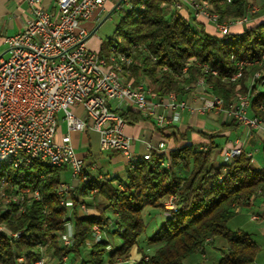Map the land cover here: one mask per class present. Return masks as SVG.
Here are the masks:
<instances>
[{
  "label": "trees",
  "instance_id": "16d2710c",
  "mask_svg": "<svg viewBox=\"0 0 264 264\" xmlns=\"http://www.w3.org/2000/svg\"><path fill=\"white\" fill-rule=\"evenodd\" d=\"M198 1L209 3L220 21L253 16L250 0ZM176 2L129 0L130 6L114 10L119 20L115 36L106 40L109 48L114 45L127 52L136 45L128 79L145 77L157 97L170 92L179 96L194 93L198 80L203 79L211 86V93L223 99L226 109L238 95H248L249 114L264 118V72L255 77L264 62V19L239 33L219 37L200 24L197 29L178 12L172 14ZM140 3L143 9L138 7ZM258 12L264 14V7ZM109 48L101 50L106 54ZM240 62L250 64L243 67L239 79L232 81ZM121 114L128 124L145 120L134 111ZM205 135L211 140L207 149L191 143L168 153L153 149L149 160L127 165L123 175H103V179L82 183L81 192L92 198H74L70 212L56 193L62 168L39 161L22 168H4L2 174L11 183L38 188L41 198L24 213L2 219L23 234L14 241L0 235V264H34L43 255L51 256L46 264L72 260L77 264H128L134 247L141 258L132 264H186L196 252L204 254L217 237L226 241L219 248L217 264H254L260 246L250 234L233 231L228 223L239 207L264 199V164L256 165L244 150L231 162L218 163L212 158L214 136ZM165 161L168 166L162 163ZM42 173L47 175L41 177ZM93 188H98L94 194L90 192ZM169 201L172 208L167 207ZM81 203L95 208L98 214H80ZM148 210L155 218H162L152 231L146 221ZM67 223L72 224L73 236L71 243L64 245L53 232L63 231ZM96 225L105 234L98 239ZM109 236L121 241L113 243ZM20 256L24 262H18Z\"/></svg>",
  "mask_w": 264,
  "mask_h": 264
},
{
  "label": "built area",
  "instance_id": "2783aa9c",
  "mask_svg": "<svg viewBox=\"0 0 264 264\" xmlns=\"http://www.w3.org/2000/svg\"><path fill=\"white\" fill-rule=\"evenodd\" d=\"M107 1L57 0L56 11L51 12L43 6L42 0H29L31 15L24 29L5 39L8 53L0 55V157L9 159V154H17L24 163L31 164L33 162H27V155H40V161L51 160L59 163L61 168L69 167L75 184L61 181L59 190L65 192V201L71 210L77 180L85 176L103 179V175L92 172L98 168L97 163H88L78 156L70 133L94 130L99 133L104 149H117L125 159L130 158L136 153L132 150L131 137L125 132L128 123L122 112H137L152 120L159 129H165L178 119L181 109L226 111L238 124L260 132L264 142L263 118L249 114L248 96L238 97V102L226 109L223 99L211 93L202 105L191 107L174 92L163 97L144 94L142 82L137 87L119 85L114 78L113 66L99 60V51L88 46L91 30L87 23ZM182 1L189 3L196 15L213 21L220 37L230 35L233 25L248 22L247 17L220 21V16L206 12L194 0H177L176 8L181 7ZM124 3L130 6L129 1ZM122 5L123 1H120L116 8H122ZM111 53L120 54V50ZM262 82L264 88V80ZM198 87L199 95L203 96L211 88L202 79ZM163 108L173 111V116H167ZM61 111L67 126L65 134L59 125L58 113ZM4 146H11V153H4ZM153 149L167 151L165 143L160 142L156 147L150 146L145 154L151 156ZM242 151L241 147L226 151L224 161L233 160ZM2 184H9L6 178L0 180V189ZM12 185L25 192H35L36 200H40L33 186ZM79 210L88 213L85 203L80 204ZM94 231L95 236L100 235L98 226H94ZM0 232H8L13 239L18 238L22 230L5 231L0 226ZM66 241L69 245L72 237H66ZM50 259L51 256L44 255L41 264ZM18 262L21 263V256Z\"/></svg>",
  "mask_w": 264,
  "mask_h": 264
},
{
  "label": "crops",
  "instance_id": "0c3cea01",
  "mask_svg": "<svg viewBox=\"0 0 264 264\" xmlns=\"http://www.w3.org/2000/svg\"><path fill=\"white\" fill-rule=\"evenodd\" d=\"M120 1L122 0H108L104 5V8L94 16V19L87 23V27L91 30V37L88 40V44H90L92 40V34H94L110 12V15L114 13V10L117 9L116 6ZM56 3L57 0H42L43 6L51 12L56 11ZM122 6L127 7L128 4H125L123 1ZM30 8L29 0H0V55H6L8 53V45L5 39L24 29L26 21L31 15ZM175 12H178L185 18L189 19L197 29L200 24L204 26L209 33L220 37L216 24L205 16L196 15L195 10L189 3L182 1L180 8H176L173 5L172 14ZM253 24L254 23L249 21L244 24L233 25L230 32L239 33L243 31L245 26H251ZM96 40L97 45L103 42L101 38H97ZM100 52L105 54L101 48ZM141 78L145 77H131L134 81ZM198 89L199 87L196 84L194 87V93L184 96H179L177 94V96L179 99L186 101L189 106L198 107L203 104L204 98L209 97V94H211V88L205 96L199 95ZM162 111L169 117L173 116V111L168 108H163ZM177 115L178 119L174 120L165 129H159L152 120L145 118L143 115L141 116L145 120L133 124H127L125 132L131 137L132 150L138 157L147 153L150 146L156 147L160 142H164L166 145L167 151L165 153H168L170 149L184 146L189 143L200 149H207L211 144V140L205 134H212L214 136L213 142L215 143V147L212 150V158L216 162H223L226 151L241 147L244 151L248 152L249 155L253 156L256 165L261 166L264 164V142L261 133L238 124L235 117L226 111L210 110L199 112L185 108L179 110ZM70 134L76 150L78 151L80 147L84 148L81 153L82 157H84L88 163H97L98 168L92 170L94 174L99 172L102 175L114 177L117 176V173H119L118 171H124L128 165L124 156L120 157L121 159H124L126 163L124 166L113 165L115 159L110 155L105 156L103 152L114 151L115 149H103L101 147L100 135L98 132L94 130H86L82 132H71ZM64 168L70 169L69 167ZM70 177L71 181L67 180L64 182L75 184L72 175ZM81 187L82 184L78 186L76 198L79 200H89L90 198H86L81 192ZM89 207L87 214H98L95 208L91 206ZM79 213L82 215L84 214L80 210ZM242 214H245L247 217L246 220H239L241 221L240 225H244L247 219H249L254 226L251 229L252 232L241 228L238 230L250 234L261 249L263 247L261 246L262 241L264 240V199L259 198L247 207H239L236 216H241Z\"/></svg>",
  "mask_w": 264,
  "mask_h": 264
},
{
  "label": "bare ground",
  "instance_id": "6f19581e",
  "mask_svg": "<svg viewBox=\"0 0 264 264\" xmlns=\"http://www.w3.org/2000/svg\"><path fill=\"white\" fill-rule=\"evenodd\" d=\"M194 3L198 6H203V8L206 10V12H213L215 15L219 16V14L215 10H211L208 8V3L203 2L199 3L198 1L194 0ZM177 2L174 4V7H176ZM140 9L144 8L143 3H140L138 6ZM246 17V16H245ZM248 18V17H247ZM238 20V19H236ZM229 36V35H228ZM227 36V37H228ZM118 48L116 46H111L109 50L107 51L106 54L101 53L100 51L98 52V59L99 60H104L108 61L111 66H113V71H114V78L115 81L118 82L119 85H123L124 87H137L141 86V82L143 83L144 86V94L146 95H155L154 94V89L153 86L149 83V81L145 78H141L139 80H129L128 77L131 72H128L129 69L131 68V65L134 62V57L136 54V45L132 46L131 49L127 52L120 51V54L116 53H111V51H116ZM129 56H131L129 58ZM264 59V55L262 56ZM247 64H250L249 62H240L239 63V68L238 71L231 77L232 81H236L239 79L242 74H243V67ZM260 65L262 66L261 70L255 73V77L259 78V76L262 75V72H264V62H261ZM186 71V68L184 69ZM214 74H216V71H212ZM203 80V79H202ZM204 81V80H203ZM205 83V82H204ZM200 85V79L197 82V86ZM176 94V93H175ZM248 95H239L240 98H247ZM217 98H221L218 96H215ZM238 102V98L234 101V103ZM250 108V105H249ZM259 118H263L258 116ZM264 121V118H263ZM104 149V146H101ZM4 153H11V146H4ZM165 153V152H164ZM151 156L149 154H143L140 157L137 156V154L132 155V157L127 158L126 162L128 165H136L139 161H144V160H149ZM44 162L50 165L53 168H61L59 163H56L51 160H42L40 161V155H27V162ZM226 162H231L232 160H225ZM162 162L165 166H168V163ZM30 163H24L23 159L17 155V154H9V159H4L3 157H0V180H5L9 184H2L1 189H0V198H3L6 202H4L2 205L0 204V226H3V230L5 231H14L11 229L7 223L2 220L5 218V216H15L18 214H22L26 211L27 206H29L33 201H36L35 198V192H25L24 189L19 188V187H13V183H11L6 176V174H2V170L6 167L11 168V169H17V168H22L25 166H29ZM47 174H41V177H45ZM20 176L23 177V172H20ZM94 179H100L95 176H85L83 178H80L76 182V187H75V195L77 193L78 186L80 184H89L92 182ZM31 186V185H28ZM13 188L14 193H11L6 190V188ZM33 189L38 192V196L41 198V193L38 188L33 187ZM93 191H98V188H93L90 192L92 193ZM56 193L59 196V201L60 204L66 207L69 212L71 211V206L65 201V192L62 190H59V184L56 189ZM32 197L28 198V196ZM20 199H21V204H20ZM21 231V230H18ZM65 232V235H63L62 231H58L57 233L53 232V234H56L59 238L62 239V243L64 245H67L66 237H72V224L67 223L65 225V228L63 230ZM23 234V231L21 235ZM1 236H4L8 240L14 241L18 239L21 235L18 236V238H13L8 232H0ZM44 260V255L38 258L34 264H41L43 263ZM25 258L24 256H21V262H24Z\"/></svg>",
  "mask_w": 264,
  "mask_h": 264
},
{
  "label": "rangeland",
  "instance_id": "374dc122",
  "mask_svg": "<svg viewBox=\"0 0 264 264\" xmlns=\"http://www.w3.org/2000/svg\"><path fill=\"white\" fill-rule=\"evenodd\" d=\"M198 1V0H197ZM199 3H203L201 1H198ZM264 7V0H250L249 1V8L251 9V14H253L252 18L248 17V22L251 21L252 23H257L260 20L264 19V14H257L259 13V9ZM208 8L213 10V7L208 3ZM119 16L116 13H113L112 15H110L109 17H107L97 28V30L94 32V34H92V40L90 42L89 47L93 48V50L96 51H100V48H102V50L105 52L108 48H109V44L107 43V39L112 38L115 36V26L118 22ZM235 18H231V19H227L225 21H235ZM244 24V22H243ZM97 38H101L103 40L102 43H100L99 45H97ZM241 96L243 94H240ZM239 97V95H238ZM237 97V98H238ZM64 117V112L61 111L58 113V119H59V125L61 126L62 132L66 133L67 132V126H66V122L63 119ZM84 148L80 147L79 150L77 151V154L79 157H82V152H83ZM114 150V149H112ZM104 155H110L112 158L115 159V162L113 163V165L116 166H124L126 163L124 161V159H121L120 157H123V153L117 149H115L114 151H104L103 152ZM120 175L124 174V171H118ZM71 170L68 168H63L60 171L61 174V180L63 181H71ZM7 191L14 193V189L13 188H6ZM92 195V194H90ZM31 198V196H28V198ZM88 198H92V196H89ZM4 202H6L3 198H0V204L2 205ZM172 202H167V207L168 208H172L173 206L170 205ZM69 212V210H68ZM238 216V215H237ZM234 217L232 218L229 223L228 226L230 229H232L233 231H236L238 229H243L246 231H251V229L253 228V223L249 221V219H247L246 223L244 225H240L241 221H239L240 219L246 220L245 214H242L241 216L238 217ZM161 217L155 218L154 214L150 213L149 210L146 213V221L150 222V227H149V231H152V228H154L155 226H157L158 224H160L161 222ZM248 223V224H247ZM97 226V225H96ZM252 232V231H251ZM105 234L100 233L99 236H95L97 239L99 237L104 236ZM107 236V235H106ZM109 240H111L113 243L115 242H119L121 241L119 238H113L112 236L108 237ZM60 241H62V239H59ZM225 239L222 237H217L216 241L214 242L213 245H208L205 248L204 254L200 251L196 252L195 254H193L190 258H188L186 260V264H217L221 254L219 251V248H223L225 246ZM261 243V242H260ZM263 246L259 253L258 256L255 260L254 264H264V240L262 241V245ZM44 251V248H43ZM141 258V255L137 252V249L134 247L131 251V257H130V262L128 264H132L133 261L139 260ZM68 264H77L75 260H72L71 262H69Z\"/></svg>",
  "mask_w": 264,
  "mask_h": 264
},
{
  "label": "water",
  "instance_id": "95a60500",
  "mask_svg": "<svg viewBox=\"0 0 264 264\" xmlns=\"http://www.w3.org/2000/svg\"><path fill=\"white\" fill-rule=\"evenodd\" d=\"M110 14H111V12L105 17V19L107 18V17H109L110 16Z\"/></svg>",
  "mask_w": 264,
  "mask_h": 264
}]
</instances>
